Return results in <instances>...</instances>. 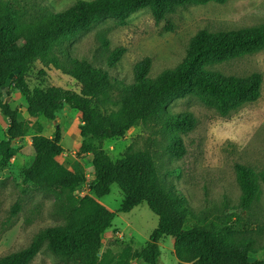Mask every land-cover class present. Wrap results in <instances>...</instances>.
Listing matches in <instances>:
<instances>
[{"label": "trees", "instance_id": "16d2710c", "mask_svg": "<svg viewBox=\"0 0 264 264\" xmlns=\"http://www.w3.org/2000/svg\"><path fill=\"white\" fill-rule=\"evenodd\" d=\"M226 2L75 0L63 11L27 22L22 20L21 11L14 4L0 1V86L9 74L18 71L11 86L23 94L30 117L41 115L52 121L63 105L79 112L82 139L79 154L91 155L93 167L90 184L93 196L77 197L76 191L86 182L85 174L71 171L57 161L63 151L60 132L56 130L53 137L48 138L39 134L41 127L38 126L37 134L31 138L33 160L22 172L24 181L43 192L55 194L66 222L63 226L45 228L25 249L0 258V264H29L43 243L47 251L74 264H159V244L166 238L174 241L177 264H264V260L254 257L251 240L234 243L222 238L220 230L204 226L184 229L192 213L181 195L162 186L150 153L131 152L112 161L102 149L106 140L123 138L139 122L160 117L164 104L172 98L194 96L220 116L254 103L260 96L261 74L236 77L209 68L264 50V24L231 31L199 30L190 39L185 56L176 67L152 78L149 76L151 60L144 58L133 66L131 83L112 79L107 70L95 68L87 60L60 50L64 42L103 19H112L124 26L131 15L147 9L158 23L180 8ZM125 52L124 47L114 48L107 66L115 67ZM37 62L42 65L38 70L41 79L46 77L45 69L52 67L72 78L79 92L57 87L31 88L25 78ZM114 83L120 85L118 101L110 96ZM109 106L116 110L108 111ZM0 113L7 120L6 140L0 143V155L8 160L15 155L10 143L24 137L27 126L19 120L17 110L2 100L1 94ZM196 122L195 117L186 112L168 116L165 127L177 133H188ZM167 149L177 159L185 154L179 137H175ZM235 174L241 191V207L246 209L259 192V182L264 183V171L256 173L237 164ZM113 184L124 196L115 212L96 199L108 195ZM141 203H146L157 217V226L144 247H125L118 259L109 263L105 260L106 254L100 256L103 233L111 227L118 213H128ZM17 210L18 205H15L12 212Z\"/></svg>", "mask_w": 264, "mask_h": 264}, {"label": "rangeland", "instance_id": "374dc122", "mask_svg": "<svg viewBox=\"0 0 264 264\" xmlns=\"http://www.w3.org/2000/svg\"><path fill=\"white\" fill-rule=\"evenodd\" d=\"M0 1L11 2L21 11L22 20L33 22L67 9L75 0ZM263 24L264 0H227L222 5L188 6L158 23L144 9L131 15L124 26L117 25L112 19L100 20L87 31L64 42L60 50L87 60L95 68L107 70L112 79L131 83L133 66L144 58L151 60L149 76L152 78L163 70L176 67L184 58L190 39L199 30L231 31ZM167 27L170 30H166ZM116 47H124L126 52L115 67L109 68L107 59ZM41 68L37 62L25 78L31 88L57 87L79 92L72 78L52 67L45 69L46 77L41 79L38 75ZM209 69L236 77L261 74L259 98L227 116H220L194 96L172 98L164 104V113L160 117L139 122L123 138L106 140L102 149L112 161L131 152L150 153L162 186L181 195L192 213L184 229L204 226L220 230L222 238L234 243L251 240L254 257L264 260V183L259 182L255 200L243 209L235 174L237 164L256 173L264 171V50ZM114 86L110 96L118 101L120 90L117 87L120 85L114 83ZM7 103L17 110L27 132L24 137L10 143L15 150L13 157L3 160L0 155V258L28 247L45 228L63 226L66 222L60 214V201L55 194L43 192L24 181L22 172L33 160L31 138L37 134L38 126L41 127L39 134L48 138H52L56 130L60 132L63 151L57 161L71 171L85 174L86 182L76 191L77 197L93 196L90 192L92 157L79 154L82 141L79 135L80 113L63 105L52 121L41 115L30 117L26 113L23 94L12 89L11 85ZM107 110L116 108L109 106ZM186 112L197 121L192 131L177 133L165 127L168 116ZM6 127L7 120L0 113V143L6 140ZM175 137L182 139L185 148L180 159L171 156L167 149ZM96 199L115 212L124 196L113 184L108 195ZM15 205H18V210L13 213ZM156 226L157 217L146 203L128 213H118L111 227L102 235L100 256L106 254L105 260L114 263L125 247H144ZM173 244L171 238L160 242L159 264H177ZM29 264L74 263L63 261L47 251L43 243Z\"/></svg>", "mask_w": 264, "mask_h": 264}, {"label": "water", "instance_id": "95a60500", "mask_svg": "<svg viewBox=\"0 0 264 264\" xmlns=\"http://www.w3.org/2000/svg\"><path fill=\"white\" fill-rule=\"evenodd\" d=\"M18 71L9 74L7 79L5 80L4 85L0 86V93L2 94V100L6 96L5 102L7 103V100H9V86L11 85V80L13 79L14 75L17 74Z\"/></svg>", "mask_w": 264, "mask_h": 264}]
</instances>
